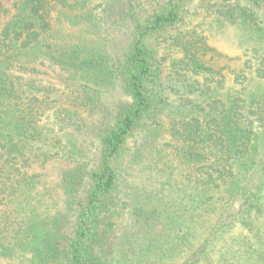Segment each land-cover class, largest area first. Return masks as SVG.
<instances>
[{"label":"trees","instance_id":"1","mask_svg":"<svg viewBox=\"0 0 264 264\" xmlns=\"http://www.w3.org/2000/svg\"><path fill=\"white\" fill-rule=\"evenodd\" d=\"M200 7L250 42L232 81L208 60ZM11 8L0 0V264H264V0ZM160 37L182 54L174 84Z\"/></svg>","mask_w":264,"mask_h":264},{"label":"rangeland","instance_id":"2","mask_svg":"<svg viewBox=\"0 0 264 264\" xmlns=\"http://www.w3.org/2000/svg\"><path fill=\"white\" fill-rule=\"evenodd\" d=\"M16 1L17 0H4V3L6 7L11 8ZM198 6H200L199 1H194L192 8L197 10ZM199 11L203 16L199 17L201 20L198 23L201 27L198 29L205 30V34L208 37V43L213 48L208 60L210 64L215 67L217 72L225 74L228 81H232L237 74L241 73V70L246 69L244 66L249 59L247 49L250 48V42L241 29L229 24L220 26V24H216L212 18H204L206 13L205 9L200 7ZM62 31L64 33L68 32L66 28H63ZM70 34L73 35L74 33L71 32ZM151 45L158 53V58L162 63L165 76L170 78V81L173 80L171 83L174 84L175 80L180 79L177 75L179 70L175 63L182 57L179 48L173 45L170 46L165 42L163 37L153 40ZM50 74L51 75L44 80L45 83H51L57 87V89H60L62 84L59 80L58 74L54 71H50ZM171 95L175 96V93L172 92ZM61 165L62 163L60 161H54L46 168L45 172L50 174L49 177L52 176L50 177V181L57 178L56 176L58 175ZM241 235V228H236L229 234L230 237L239 238L240 240L242 239V237H240Z\"/></svg>","mask_w":264,"mask_h":264}]
</instances>
